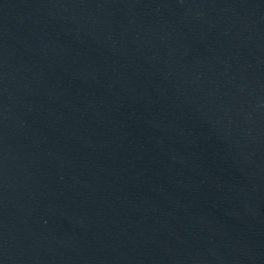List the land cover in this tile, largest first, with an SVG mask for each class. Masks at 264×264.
Returning a JSON list of instances; mask_svg holds the SVG:
<instances>
[{
  "label": "water",
  "instance_id": "1",
  "mask_svg": "<svg viewBox=\"0 0 264 264\" xmlns=\"http://www.w3.org/2000/svg\"><path fill=\"white\" fill-rule=\"evenodd\" d=\"M0 264H264V0H0Z\"/></svg>",
  "mask_w": 264,
  "mask_h": 264
}]
</instances>
